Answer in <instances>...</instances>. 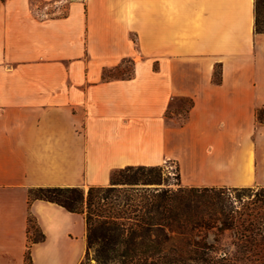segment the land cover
Wrapping results in <instances>:
<instances>
[{
    "label": "crops",
    "instance_id": "1",
    "mask_svg": "<svg viewBox=\"0 0 264 264\" xmlns=\"http://www.w3.org/2000/svg\"><path fill=\"white\" fill-rule=\"evenodd\" d=\"M37 1L0 0V264L86 255L85 214L35 189L166 164L183 187L264 188L256 0ZM126 59L131 77L104 79Z\"/></svg>",
    "mask_w": 264,
    "mask_h": 264
},
{
    "label": "trees",
    "instance_id": "2",
    "mask_svg": "<svg viewBox=\"0 0 264 264\" xmlns=\"http://www.w3.org/2000/svg\"><path fill=\"white\" fill-rule=\"evenodd\" d=\"M154 170L145 166L116 170L111 175L109 186L89 187L86 197L79 188H39L36 191L40 194L33 199L56 203L69 212L85 214L86 255L96 244L93 253L98 264H225L226 260L213 256L204 243L185 242V250L179 253L167 248L177 236H192L197 229L210 226L214 211L210 200L214 195L219 197L221 189L190 187L172 191L136 187L140 182H150L140 180L138 174L148 172L150 175ZM115 175L122 180L117 181ZM259 192L263 195L264 188ZM31 195L32 192L29 197ZM61 197L63 200L59 199ZM215 210L221 212L222 208ZM31 223L29 219V225ZM92 231L97 233L95 240H92ZM42 238L40 235V238L30 241ZM28 260L26 254L27 264Z\"/></svg>",
    "mask_w": 264,
    "mask_h": 264
},
{
    "label": "rangeland",
    "instance_id": "3",
    "mask_svg": "<svg viewBox=\"0 0 264 264\" xmlns=\"http://www.w3.org/2000/svg\"><path fill=\"white\" fill-rule=\"evenodd\" d=\"M34 4L38 7L42 6V3L37 0H34ZM55 12L50 13V15ZM256 17L257 31L264 32V0H256ZM133 73L134 64L130 59H126L117 68L104 71L103 76L105 79H120L129 78ZM177 105H181L180 112L184 116L190 103L189 101H181ZM256 117L258 123L264 124V110L259 111ZM153 168L155 170L150 175L148 172H144L143 175L138 174L140 180L150 182L148 184L140 182L136 187L172 191L179 188H190L180 185V177L176 167L166 164ZM115 179L117 181L122 180L117 175H115ZM208 188L221 189L219 197L214 195L213 200H210L214 209L210 226L197 229L192 236H177V239L171 241L167 248L179 253L185 250V242L193 243L196 241L209 246L212 255L226 260L225 264H264V194L259 192L261 187L230 188L220 186ZM36 190L31 191V200L40 194ZM83 192L84 197H86L87 191ZM66 196L71 195L66 194ZM59 199L63 200L62 197ZM218 207L222 208L221 212L215 210ZM83 208L85 211L84 205ZM28 231L29 240L40 238V233L34 222L29 225ZM96 236L97 233L92 231V240H95ZM93 247H97L96 244H93ZM93 249L85 255L80 264H98L94 259Z\"/></svg>",
    "mask_w": 264,
    "mask_h": 264
}]
</instances>
